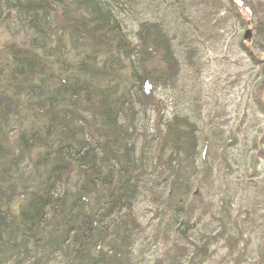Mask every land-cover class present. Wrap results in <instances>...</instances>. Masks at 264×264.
Listing matches in <instances>:
<instances>
[{"label": "trees", "instance_id": "1", "mask_svg": "<svg viewBox=\"0 0 264 264\" xmlns=\"http://www.w3.org/2000/svg\"><path fill=\"white\" fill-rule=\"evenodd\" d=\"M185 3L0 0L11 36L0 49V264H264V202L249 204L248 224L233 212L260 178L264 97L255 79L258 131L239 164L248 114L205 132L200 44L215 27ZM250 14L239 24L253 49L240 47L263 67V16ZM175 89L194 101L188 112ZM208 216L216 226L204 236ZM172 239L177 258L156 262Z\"/></svg>", "mask_w": 264, "mask_h": 264}, {"label": "rangeland", "instance_id": "2", "mask_svg": "<svg viewBox=\"0 0 264 264\" xmlns=\"http://www.w3.org/2000/svg\"><path fill=\"white\" fill-rule=\"evenodd\" d=\"M234 1H236L237 4L243 7L238 10H230L228 0H186L185 4H188V6L192 8L191 15L194 13L196 19L201 20L203 19V17H208L212 19L210 21L211 25L215 27L214 30H212V28L210 27V33L213 32V35L215 37H211L210 39H208L207 37L203 36L201 39L202 41L204 40V43H199L200 48L205 52L203 59L204 61H206V67L204 71L205 82L203 86L206 92L205 100L206 102H208L209 111L211 110L213 112L211 113V117L209 119L210 121L208 120L210 123L206 126V128H204V130L207 134H211L212 136H214V134L211 133L210 130H208L210 129V127L216 126L215 123L212 124L211 120L216 122L217 119L220 122L218 124L220 127H222L223 124L226 123H228L227 126H233L234 123L236 124L240 120H243L244 113L247 112L248 117H246V126L247 129H250L249 135L244 134L241 137V142L239 146L235 148L236 150L232 151L234 152V155H239L240 158L238 163L243 165V160H241L242 155H240V153L248 144H251L253 137L257 134L258 131V125H256L258 123V118L251 114L252 108L250 106L251 103L249 102L251 84H253L255 82V79H257V91L263 98L264 85L262 84H264V82H260V71L264 69V66L258 67L251 63V61L247 58V55L243 52L242 48L240 47V42L243 40H247L242 38L243 34H245L246 31H244V28H241L239 24V15H241V17L247 21L250 20L251 8L255 10V13H258L259 16H263L264 22V0ZM245 2L247 4H242ZM208 13L216 14H214V17H211V15H209ZM217 33L219 36V40L216 38ZM252 37L253 36L250 30V34L248 36L249 40L247 41V43L249 44L248 47L250 49H253V47L250 45V39ZM7 38H11L9 30L7 28L4 29L0 27V49H2V45L7 41ZM261 39L264 40L262 37ZM260 60L262 62L264 61V53L263 58H261ZM47 73H52V70L48 68ZM182 79L183 78H181V80ZM179 85L183 86V83L181 82ZM177 96L184 97V99H186L187 96L181 95V91L177 89L172 90L171 93V98L177 101L179 107L185 108V111L188 112V108L186 107H189V103L192 104L194 101L190 100L192 101V103H188L187 99L179 102V100L176 98ZM223 106H225L227 109V115L223 120H221L220 117L217 118L214 113L224 111L225 108H222ZM193 111L195 113L196 110L191 109L189 110V113L191 114ZM206 112H208L207 108ZM27 118L28 116H26V119ZM261 125L264 127L263 122L261 123ZM24 129L26 130L25 127ZM262 147L264 148V143L262 144ZM236 168L239 167L234 166V168L231 170H233L234 173H239V170H237ZM223 171L225 172V174H227L226 167H223ZM259 175L260 178L249 179L251 181H248V183H250V186L252 187L251 189H249V191L239 193L236 212H233L234 214H240V212L242 211V216H240L239 220L240 223L241 221H243V223L245 222L248 224V221H244V219L248 216V214H246V210H249L247 209V207L252 201L255 203L259 202V204L257 203L258 207L262 205V201L264 202V159H261V163L259 166ZM261 178L262 180H260ZM254 183L256 184L255 187ZM256 195L257 199H255ZM213 201L218 202L219 205L221 204V201H219V199H213ZM199 210L195 212L197 216L199 215ZM250 213H252L251 210ZM250 215L252 216V214ZM211 217L212 216L207 217V221H209L211 226L209 227L208 222H206L203 226L199 227L198 232L200 234L204 236H209L213 225L216 226V222H213V220H211ZM249 226V231H252L253 224L249 223ZM227 228H230L229 225H227ZM217 230H220V228H218ZM255 235L256 232H254L253 237H255ZM176 239L170 240L169 243L164 244V246H159V253L157 258L155 257V255H150L149 253L147 257H150L151 259L156 258V262L158 259L162 260L163 262H167L168 259L166 254L170 253L173 257L177 258V252L179 253L180 251L178 250L179 248L177 247ZM179 246H181V244H179ZM250 251H252V249Z\"/></svg>", "mask_w": 264, "mask_h": 264}, {"label": "water", "instance_id": "3", "mask_svg": "<svg viewBox=\"0 0 264 264\" xmlns=\"http://www.w3.org/2000/svg\"><path fill=\"white\" fill-rule=\"evenodd\" d=\"M249 34H250V31H247V32L245 33V35H244V38L247 39L248 36H249Z\"/></svg>", "mask_w": 264, "mask_h": 264}]
</instances>
